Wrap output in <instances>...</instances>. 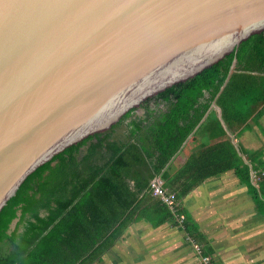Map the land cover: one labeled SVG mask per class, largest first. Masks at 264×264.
<instances>
[{"label":"trees","instance_id":"obj_1","mask_svg":"<svg viewBox=\"0 0 264 264\" xmlns=\"http://www.w3.org/2000/svg\"><path fill=\"white\" fill-rule=\"evenodd\" d=\"M139 109L142 115L130 110L26 178L0 212V264H101L136 225L149 234L169 225L198 248L196 256L217 264L182 201L231 172L264 211L263 150L247 151L238 142L249 121L258 124L264 114V33ZM155 179L175 195L172 207L151 196Z\"/></svg>","mask_w":264,"mask_h":264},{"label":"water","instance_id":"obj_2","mask_svg":"<svg viewBox=\"0 0 264 264\" xmlns=\"http://www.w3.org/2000/svg\"><path fill=\"white\" fill-rule=\"evenodd\" d=\"M261 33L264 0H0V212L36 169Z\"/></svg>","mask_w":264,"mask_h":264},{"label":"crops","instance_id":"obj_3","mask_svg":"<svg viewBox=\"0 0 264 264\" xmlns=\"http://www.w3.org/2000/svg\"><path fill=\"white\" fill-rule=\"evenodd\" d=\"M216 114L220 119V111ZM242 137L249 143L245 150L262 149L264 153V114L258 124L249 121ZM201 143L199 138L193 146ZM229 174V181L223 177L206 181L182 201L183 208L198 223L217 264H264V211H257L246 188Z\"/></svg>","mask_w":264,"mask_h":264},{"label":"rangeland","instance_id":"obj_4","mask_svg":"<svg viewBox=\"0 0 264 264\" xmlns=\"http://www.w3.org/2000/svg\"><path fill=\"white\" fill-rule=\"evenodd\" d=\"M238 142L244 147L249 146L243 137L239 138ZM254 146L255 144L252 143L251 147ZM229 177V173L224 175L223 181H229ZM231 188H235L234 184ZM146 230V225L130 228L129 233L124 236L125 240L110 250L104 263L101 264H109L112 261L116 264H199L201 262L195 252H192L195 247L188 246L182 233L176 232L175 228L168 225L166 229L153 230L150 234ZM136 231L141 232L142 235H136Z\"/></svg>","mask_w":264,"mask_h":264},{"label":"built area","instance_id":"obj_5","mask_svg":"<svg viewBox=\"0 0 264 264\" xmlns=\"http://www.w3.org/2000/svg\"><path fill=\"white\" fill-rule=\"evenodd\" d=\"M150 190L151 196L159 198L167 206L172 207V205L175 203V195L173 193L167 194L164 189H162L160 180L155 179L153 182H151ZM193 247H195L193 249L198 252V248L196 246ZM201 261L206 264V259H201Z\"/></svg>","mask_w":264,"mask_h":264},{"label":"flooded vegetation","instance_id":"obj_6","mask_svg":"<svg viewBox=\"0 0 264 264\" xmlns=\"http://www.w3.org/2000/svg\"><path fill=\"white\" fill-rule=\"evenodd\" d=\"M84 152L82 153V156H83Z\"/></svg>","mask_w":264,"mask_h":264}]
</instances>
